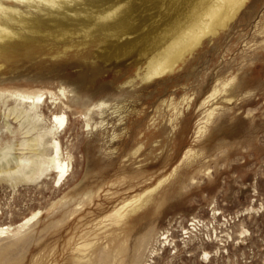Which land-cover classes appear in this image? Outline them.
<instances>
[{"label":"rangeland","instance_id":"374dc122","mask_svg":"<svg viewBox=\"0 0 264 264\" xmlns=\"http://www.w3.org/2000/svg\"><path fill=\"white\" fill-rule=\"evenodd\" d=\"M210 1L101 0L102 8L124 5L119 29L128 34L119 38L97 28L87 37L79 31L66 38L45 27L0 51V168L24 152L20 143L28 137L25 121L10 110L13 91L62 97L60 87L67 88L68 98L57 106L47 94L42 111L44 130L57 124L53 113L67 114L57 134L69 162L61 181L55 172L34 181L0 174V227H12L0 236V264H104L120 244V227L109 213L169 176L189 147L200 155L180 165L179 174L127 219L128 246L155 226L169 230L175 242L157 251L152 264L169 263L174 255L180 264H264V0H248L229 27L205 38L173 73L126 83ZM126 39L133 42L122 47ZM235 74L233 100L218 95L213 103L220 105V118L196 137L212 104L203 106L204 98L218 80ZM106 99L112 102L106 125L87 128V108ZM175 104L183 114L172 123ZM100 121L94 115L92 122ZM7 143L14 149L4 158Z\"/></svg>","mask_w":264,"mask_h":264},{"label":"bare ground","instance_id":"6f19581e","mask_svg":"<svg viewBox=\"0 0 264 264\" xmlns=\"http://www.w3.org/2000/svg\"><path fill=\"white\" fill-rule=\"evenodd\" d=\"M100 2L101 0H0V51L8 50L14 43L17 42V40H25L34 37L33 35L37 33L39 34L45 27L55 28L54 30L58 32L59 36L66 38H70L68 35H79V31L84 33L85 37H87L97 28L111 30V32H113L114 35H118L119 38H122L123 35L128 34L129 31H121L119 29L124 28V19L121 20L120 18L122 12L125 11L124 5L115 4L107 8H102V4ZM247 2L248 0H211L209 3H207L206 7L203 8V11L202 9L200 10L198 17L195 16L196 18L194 17L186 27L173 34L167 45H165L158 52L150 54V56L146 58L144 65L139 67L135 79L126 83L134 84L137 79L141 82H146L173 73L177 67L185 61L187 56L191 55L203 43L205 38L215 37L222 30H225L227 27H229L231 22H233L239 13L244 9ZM90 19H93L92 23L89 22ZM97 21L100 22L96 24ZM51 23L55 24L50 25ZM74 26L77 28H73ZM45 32L48 33V31ZM42 34L44 33L42 32ZM132 42V40L126 39L122 41L120 45L125 47ZM237 75L238 74H235L224 80L221 79L222 81L218 80L220 81V84L216 85L214 90H212V92H210L204 98L202 102L203 106L210 105L211 103L212 104L211 107H206V111L204 109L205 114H203L205 116L199 120L197 130L195 132L197 135L196 137H201L204 133H206L209 125L221 113H219L220 105L214 106L216 103H213L217 96L223 95V98H225V100L227 99L229 102L233 100L234 97H232V93L233 89L237 85ZM58 92H60V95L63 98H68V90L66 87H60ZM47 94L51 96V103L53 106H57L60 102H63L62 97H58L56 93L52 91H13L10 93L9 96H11L12 99L14 98V105L16 104L15 107L11 108L10 110L16 115L15 118H21L28 123L27 125H24L25 122L24 124H21L22 127L26 128V131L24 132L28 137L25 139L23 138V141L21 140V150H24L21 155H15L14 157L11 156V151L14 149V147L10 145L11 143H7L5 148L2 146V156L7 158V156L10 154L9 156H11L13 160H8L6 165H3L0 168V174L5 173L11 178L16 177L17 179L15 180L17 181H34L35 179L41 178L48 172L57 173L58 181L63 180V178L67 175V167L69 166V162L67 163L66 160L61 157V148L59 143L60 140L57 134L58 129L64 125L67 114H64L63 112L53 113V122H56L57 124L51 129H46L47 127H45L44 130V114L42 109L43 105L45 106L46 104V99L48 98ZM234 94L237 95L235 92ZM111 103L112 102H109L107 99L100 100L98 103L92 104L91 107L87 108L86 112L84 113L87 128L90 127L91 130H93L94 125H106L105 114L112 108ZM172 104H174V102H172ZM169 105H171V103ZM116 109L117 108L114 109L115 113L116 111H119ZM174 109L175 114L173 118H171L172 123L177 122L183 114V110L179 107V104H175ZM226 109L224 110L226 111ZM230 109L231 108L228 110L230 111ZM12 113L11 115H13ZM94 115L100 116L101 121L93 123L92 120L94 119ZM222 116L224 117L223 114ZM123 117L120 118L122 119ZM58 125L60 127H58ZM19 129H17V131ZM12 130L11 132L13 133L14 130ZM50 148L54 150V153L51 154V156H49L48 153ZM198 155L200 154L194 147H189L183 154L179 164L173 169L171 173H169V176H165L159 180L155 186L150 187L144 193L133 197L131 200L129 199L128 201H125L124 204H120L119 208L117 207L114 212L109 213L111 216L107 215V217H113V222L120 227L119 230H121V233H119L117 236L120 244H117L113 249L105 254V257L103 258L104 264H152L154 263L152 258L157 256V251L160 253V251H165L168 247L173 246L175 241L170 238L171 234L169 230L160 232L155 226H151L147 232L138 238L136 244H134L133 247H130L128 246L129 236L125 230H123V226L127 223L126 221L131 215L137 212L139 214V211L151 199L153 193L156 190L159 191L158 188H160L163 183L169 179L171 180V177L177 173L178 169H180V165L193 159L194 157H197ZM178 174L179 173H177V175ZM37 215L38 214H35L31 218L29 217L26 219L25 223H21L19 226V232L33 218L37 217ZM11 229V226H1L0 236L4 235L8 230L10 231ZM122 233L124 234L123 237ZM82 246H84V244L81 245V247ZM85 246L86 248L88 247L87 245ZM176 248L177 244H175L173 249ZM82 252L84 253V251ZM206 255L209 256L210 254L206 252ZM84 258L85 257H82V259ZM180 259V256L174 255L171 259H169V263L166 262V264H180ZM100 262L102 261L100 260L97 263L95 262V264H100Z\"/></svg>","mask_w":264,"mask_h":264}]
</instances>
